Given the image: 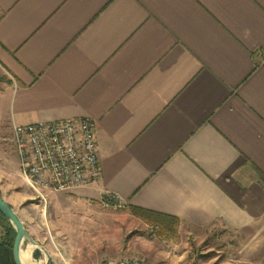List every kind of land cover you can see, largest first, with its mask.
Instances as JSON below:
<instances>
[{"label": "crops", "instance_id": "0c3cea01", "mask_svg": "<svg viewBox=\"0 0 264 264\" xmlns=\"http://www.w3.org/2000/svg\"><path fill=\"white\" fill-rule=\"evenodd\" d=\"M0 71V193L47 264L96 256L104 194L238 234L234 260L264 264V0H0ZM82 117L102 178L43 201L12 127ZM155 245L136 257L162 264Z\"/></svg>", "mask_w": 264, "mask_h": 264}, {"label": "built area", "instance_id": "2783aa9c", "mask_svg": "<svg viewBox=\"0 0 264 264\" xmlns=\"http://www.w3.org/2000/svg\"><path fill=\"white\" fill-rule=\"evenodd\" d=\"M12 143L20 174L43 201L51 193L95 187L102 178L95 122L89 117L18 123ZM104 206L126 208L114 194H104ZM5 236L0 224V244ZM105 264H144L137 257L112 258Z\"/></svg>", "mask_w": 264, "mask_h": 264}, {"label": "rangeland", "instance_id": "374dc122", "mask_svg": "<svg viewBox=\"0 0 264 264\" xmlns=\"http://www.w3.org/2000/svg\"><path fill=\"white\" fill-rule=\"evenodd\" d=\"M0 78L5 79L2 71H0ZM97 211L102 216L101 224L97 228L96 256L89 255L91 250H88V246H90L88 241L81 243L85 246V250L80 251L83 256L82 261L87 264H98L99 261L105 263L110 257H136L142 240L146 244L154 243L156 248L164 249L167 257L162 258V264H238L234 260L236 257L234 248L240 241L238 234L216 228H182L180 223L174 222L173 232L164 235L161 233L160 226L141 221L130 213L129 208L116 209L98 206ZM39 231L47 233V230L42 227H39ZM90 232L92 231L86 229L83 234L87 237ZM53 237L54 242L48 237V242L44 245L55 250V245H62V237L56 234ZM30 244L29 241H26L23 249H26V246ZM65 244L72 245L73 243L65 242ZM40 246L35 247L32 252L36 261H41L46 257ZM35 252L39 253L37 258L34 255ZM109 254L112 256H108ZM100 255L103 257L100 258ZM140 257L142 258V256Z\"/></svg>", "mask_w": 264, "mask_h": 264}, {"label": "trees", "instance_id": "16d2710c", "mask_svg": "<svg viewBox=\"0 0 264 264\" xmlns=\"http://www.w3.org/2000/svg\"><path fill=\"white\" fill-rule=\"evenodd\" d=\"M131 211L134 215L144 219L146 222L160 226L161 233L164 235L169 234V232H173L174 222L179 224V220L151 210L133 207ZM0 224L5 230V236L0 244V264H16L13 254L16 231L12 224L2 215L1 212ZM34 255L37 258L39 253L35 252Z\"/></svg>", "mask_w": 264, "mask_h": 264}, {"label": "water", "instance_id": "95a60500", "mask_svg": "<svg viewBox=\"0 0 264 264\" xmlns=\"http://www.w3.org/2000/svg\"><path fill=\"white\" fill-rule=\"evenodd\" d=\"M0 212L2 215L12 224L16 231L13 254L16 264H23L21 258V252L23 249V243L25 240H29L31 244L38 246V243L31 236L29 231L26 229L23 221L19 215L15 212L10 204H8L0 193ZM48 261H46L47 264Z\"/></svg>", "mask_w": 264, "mask_h": 264}, {"label": "bare ground", "instance_id": "6f19581e", "mask_svg": "<svg viewBox=\"0 0 264 264\" xmlns=\"http://www.w3.org/2000/svg\"><path fill=\"white\" fill-rule=\"evenodd\" d=\"M26 249H22L21 252V258L23 264H46V257L42 259L41 261H36L32 256V252L36 245L30 244L29 246H26Z\"/></svg>", "mask_w": 264, "mask_h": 264}]
</instances>
